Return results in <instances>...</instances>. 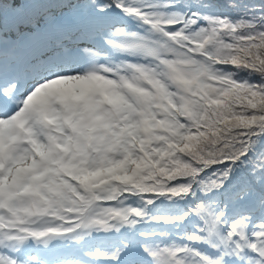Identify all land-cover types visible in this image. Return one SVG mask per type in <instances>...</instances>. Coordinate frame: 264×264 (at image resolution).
I'll list each match as a JSON object with an SVG mask.
<instances>
[{
	"label": "snow or ice",
	"instance_id": "6c2138e0",
	"mask_svg": "<svg viewBox=\"0 0 264 264\" xmlns=\"http://www.w3.org/2000/svg\"><path fill=\"white\" fill-rule=\"evenodd\" d=\"M0 264H264V0H0Z\"/></svg>",
	"mask_w": 264,
	"mask_h": 264
}]
</instances>
